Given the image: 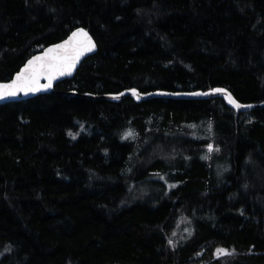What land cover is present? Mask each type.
I'll return each instance as SVG.
<instances>
[{
    "label": "trees",
    "instance_id": "obj_1",
    "mask_svg": "<svg viewBox=\"0 0 264 264\" xmlns=\"http://www.w3.org/2000/svg\"><path fill=\"white\" fill-rule=\"evenodd\" d=\"M79 28L75 77L0 107V264H264V108L101 99L264 104V0H0V80Z\"/></svg>",
    "mask_w": 264,
    "mask_h": 264
},
{
    "label": "snow or ice",
    "instance_id": "obj_2",
    "mask_svg": "<svg viewBox=\"0 0 264 264\" xmlns=\"http://www.w3.org/2000/svg\"><path fill=\"white\" fill-rule=\"evenodd\" d=\"M94 48L95 43L88 32L83 28L77 29L62 43L54 44L52 47L47 48L42 55L33 56L29 59L24 67L16 73L15 78L10 83H0V101L15 98L21 94L27 96L48 90L52 87L53 81L58 77L71 75L81 57L85 53L93 51ZM41 81H47V83H41ZM214 91L223 93L222 89H215ZM132 95L139 98V93L135 89L132 90ZM190 95H209V93H190ZM225 95L227 96L228 103L236 109L252 107L251 105L238 103L230 94L225 93ZM114 98L118 99L119 97ZM209 131H211V128H209ZM68 135L73 139L76 138L72 132H68ZM132 136L133 133L129 131L125 133L123 139H128ZM214 150L219 151L218 148L214 149L212 144L207 145L209 154ZM202 159L208 160L210 159V155H205ZM160 178L163 179V177ZM174 186L170 185L169 187ZM168 243L172 245L173 241L169 239ZM215 254L217 258H220L222 255L228 256L232 253L228 249L217 248Z\"/></svg>",
    "mask_w": 264,
    "mask_h": 264
},
{
    "label": "water",
    "instance_id": "obj_3",
    "mask_svg": "<svg viewBox=\"0 0 264 264\" xmlns=\"http://www.w3.org/2000/svg\"><path fill=\"white\" fill-rule=\"evenodd\" d=\"M62 42H60V43H62ZM93 42H94V40H93ZM52 46H50V47H52ZM47 48H49V47H47ZM47 48H45L42 52H39V53L35 54L34 56L42 55L43 52ZM97 51H98V48H97V45L95 43L94 50L91 51V52L85 53V55L81 57L80 61L76 64L75 68L73 69L72 74L71 75H64V76L58 77L56 80L53 81L52 87L49 88L48 90H46V91H40V92L35 93V94H29L27 96L21 94V95L15 97V98H9L7 100L0 101V107L3 106V105H6V104H10V103L22 102V101H25V100L33 99V98H36V97H38L40 95H46V94L55 93V87L58 84H60V83H62L64 81L73 79L75 77V75H76L77 70L82 65L83 61H85L87 58H89V57L93 56L94 54H96ZM14 78H15V76L13 77V79ZM10 82H11V80L8 81V82H2V81H0V83H10ZM41 83H47V81H41ZM138 93H139V98H137L136 96L132 95V90H131V91H124L123 93H121L119 95H104V96L101 97V99H104V100H108V101L117 103V102H120L122 99L129 98L130 97L134 101H136L137 103H141V102H145V101L152 100V99H155V98L184 99V100H210V99H214V98H223L226 101L227 105L230 108H232L234 110H237V111H241L243 113L252 111L254 109L264 108V104H260V105H251L252 107H246V108L236 109L230 103H228V99H227V96L225 95V93L230 94L232 96V98L235 99V100H236V98L231 93H229L226 90H223V93L215 92L214 90H212V91L205 92V93H209V95H199V96H197V95H190V93H177V94H171V93H166V92H155V93H150V94H142L140 92H138ZM196 93H203V92H196ZM85 97H90V96H85ZM114 97H119V98L116 99ZM238 103H240V102H238Z\"/></svg>",
    "mask_w": 264,
    "mask_h": 264
},
{
    "label": "rangeland",
    "instance_id": "obj_4",
    "mask_svg": "<svg viewBox=\"0 0 264 264\" xmlns=\"http://www.w3.org/2000/svg\"><path fill=\"white\" fill-rule=\"evenodd\" d=\"M202 129L204 130L205 128L202 127ZM208 130H209V128L206 129L207 132H208ZM208 161L210 163H212L214 161H216V163L217 162L219 163L221 160L219 158H216L215 155L211 154L210 155V159H208ZM215 170H216V172H215L216 173V176L215 177L217 179V183H220V185H221V184H223L226 181L225 175L231 171V164L229 162H226L224 164H218V167ZM161 180L166 184V186L170 190H171L172 187H169V186L175 184V183H171L170 181L167 180V178H164V177Z\"/></svg>",
    "mask_w": 264,
    "mask_h": 264
},
{
    "label": "bare ground",
    "instance_id": "obj_5",
    "mask_svg": "<svg viewBox=\"0 0 264 264\" xmlns=\"http://www.w3.org/2000/svg\"><path fill=\"white\" fill-rule=\"evenodd\" d=\"M83 29H84V28H83ZM76 30H77V29H76ZM76 30H75V31H76ZM84 30H86V29H84ZM86 31H87V30H86ZM73 32H74V31H73ZM87 32H88V31H87ZM88 33H89V32H88ZM71 34H72V33H71ZM71 34H70V35H71ZM89 34H90V33H89ZM70 35H69V36H70ZM90 36H91V35H90ZM91 37H92V36H91ZM92 38H93V37H92ZM93 40H94V38H93ZM94 42L96 43L95 40H94ZM96 45H97V43H96ZM97 48H98V45H97ZM42 51H43V50H42ZM42 51H40V52H42ZM89 58H90V57H89ZM87 59H88V58H87ZM15 75H16V74H15ZM15 75H14V76H15ZM14 76H13V77H14ZM12 79H13V78H12ZM12 79H10V80H12ZM10 80H9V81H10ZM0 81H1V80H0ZM2 82H8V81H2ZM216 89H222V88H216ZM213 90H215V89H213ZM223 90H226V89H223ZM209 91H212V90H209ZM226 91H228V90H226ZM197 92H203V91H197ZM206 92H208V91H206ZM228 92H229V91H228ZM193 93H196V92H193ZM203 93H205V92H203ZM229 93H230V92H229ZM231 94H232V93H231ZM249 112H250V111H249Z\"/></svg>",
    "mask_w": 264,
    "mask_h": 264
}]
</instances>
